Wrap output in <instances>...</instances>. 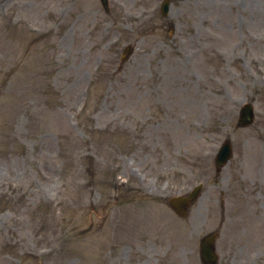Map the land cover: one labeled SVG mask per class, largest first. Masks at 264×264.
Listing matches in <instances>:
<instances>
[{
    "label": "rangeland",
    "instance_id": "374dc122",
    "mask_svg": "<svg viewBox=\"0 0 264 264\" xmlns=\"http://www.w3.org/2000/svg\"><path fill=\"white\" fill-rule=\"evenodd\" d=\"M163 1L0 0V264H264V0Z\"/></svg>",
    "mask_w": 264,
    "mask_h": 264
},
{
    "label": "water",
    "instance_id": "95a60500",
    "mask_svg": "<svg viewBox=\"0 0 264 264\" xmlns=\"http://www.w3.org/2000/svg\"><path fill=\"white\" fill-rule=\"evenodd\" d=\"M103 6L105 9L108 10V0H101ZM171 6V0H166L161 8V12L164 16H166L169 12ZM132 54V50L128 48L124 56L122 58V61L125 62L129 58V56ZM254 121V113L253 108L251 106H245L242 110L239 126L240 127H248L250 126ZM232 156V146L229 141H227L223 147L221 148L217 159H216V165L220 169L223 166L227 164L229 159ZM201 186L196 187L188 196L185 197H175L170 200L169 204L171 208L180 216L185 217L188 213L189 208L191 205L199 198V194L201 191ZM218 237L217 233H212L208 236H206L204 239H202L200 244V252H201V258L205 264H217V256L215 254V241Z\"/></svg>",
    "mask_w": 264,
    "mask_h": 264
}]
</instances>
